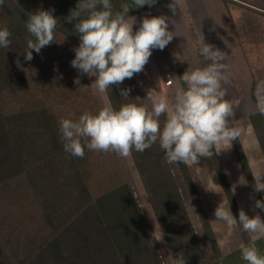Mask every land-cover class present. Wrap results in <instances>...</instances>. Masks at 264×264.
I'll return each instance as SVG.
<instances>
[{
	"label": "rangeland",
	"instance_id": "374dc122",
	"mask_svg": "<svg viewBox=\"0 0 264 264\" xmlns=\"http://www.w3.org/2000/svg\"><path fill=\"white\" fill-rule=\"evenodd\" d=\"M170 3L172 0L132 15L136 17L134 31L139 28L143 17L165 15L170 18L169 31H176L180 35L175 36L164 50H153L144 71L134 75L142 102L148 103L145 99L149 90L153 94L167 93L170 88L168 79L176 77L178 80L189 67L187 61L193 66L198 63L201 67L209 63L198 55L202 35L205 43L228 54L227 62L233 72L228 98L240 101L231 122L234 127L243 129L239 140L254 178V175L264 172V163L259 157L260 149L264 158V121L255 128L250 118L258 112L253 91L257 82L264 80V0H176L175 14L168 7ZM6 17L5 4L0 9V28ZM79 43L80 37L70 39L60 35L41 53L32 52L34 58L31 61H26L24 54H14L10 49L0 48V105L9 112L46 105L52 109L58 121L64 118L78 119L85 111L96 113L105 100L93 90L95 77L82 75L71 66L75 58L73 49ZM17 58L22 67H17ZM77 79L79 82H76ZM107 102L113 105L109 90ZM163 121L162 116L161 123ZM218 156L237 205L236 194H240L245 203L250 198V204L244 207L245 213L250 218L259 214L264 219V210L255 207L256 200L264 201V191H255V180L252 184L249 174L242 168L233 142L229 149L221 150ZM69 163L70 157H62L61 167L57 169L63 173L70 172ZM79 165L86 177L88 191L94 196L124 181L130 184L140 211L149 219L151 239L160 263L175 264L179 258L161 230L151 193L134 156L122 159L111 152H94L85 148V156ZM49 166L43 165L28 175L17 176L0 189V255L4 264H19L51 236L58 221L51 213L55 200L43 195V177L49 175ZM189 169L199 199L186 189L183 193L186 216L203 252L201 262L210 264L217 256L240 248L247 240L251 242L250 234L244 232L239 224L229 228L225 222L216 220L214 211L220 203L229 206L233 216H236L212 158L201 157L199 163ZM61 187L62 196H66L68 186L63 184ZM67 198L63 197V200ZM202 211L207 216L218 246H215L205 228ZM181 229L186 232V219L180 223Z\"/></svg>",
	"mask_w": 264,
	"mask_h": 264
},
{
	"label": "clouds",
	"instance_id": "9594fccd",
	"mask_svg": "<svg viewBox=\"0 0 264 264\" xmlns=\"http://www.w3.org/2000/svg\"><path fill=\"white\" fill-rule=\"evenodd\" d=\"M155 2L132 0L131 5L124 3L121 10L114 11L111 0H78L76 10L67 17L68 22L76 21L75 31L80 37L79 46L73 49L75 58L71 66L82 75L95 77L93 90L105 100L96 113L85 111L78 119L59 121L63 150L72 157L84 158L87 148L127 159L133 151L143 153L158 143L165 152L166 163L194 167L201 157L212 158L241 137L243 129L230 124L240 101L228 98V86L233 79L228 54L205 43L202 35L198 55L209 63L193 66L186 60L189 67L183 75L178 80L168 79L167 93L153 94L149 90L145 99L148 103H125L118 110L107 102L112 85L119 87L126 79L143 72L153 50H164L175 36H180L176 31H169L170 18L165 15L145 16L139 28L133 30L136 17L128 15L130 9L152 6ZM4 5L5 0H0V9ZM168 7L175 14L176 0ZM53 11L38 10L25 21L26 61L34 58L31 50L39 54L42 48L56 41L59 21ZM11 35L7 27L0 28V48L10 47ZM16 64L22 67L19 58ZM130 92L131 89H120V96L127 99ZM254 97L256 110L264 115V80L257 82ZM262 173L254 175L257 192L264 191ZM255 207L264 210V201L256 200ZM214 216L229 228L239 224L250 234L251 243L241 245L240 249L245 264H264V254L255 244L264 238V219L259 214L250 218L241 209L237 221L229 206L220 203ZM175 264H184V259H177Z\"/></svg>",
	"mask_w": 264,
	"mask_h": 264
},
{
	"label": "trees",
	"instance_id": "16d2710c",
	"mask_svg": "<svg viewBox=\"0 0 264 264\" xmlns=\"http://www.w3.org/2000/svg\"><path fill=\"white\" fill-rule=\"evenodd\" d=\"M165 1L169 0H156L152 6L131 8L128 15L143 12ZM111 2L114 11L121 10L124 3L132 4V0ZM77 3L78 0H5L7 17L1 28L7 27L12 35L9 38L10 47L3 50L10 49L14 54L26 55L28 33L25 21L38 10H54L52 14L59 21L56 38L60 35L70 39L79 37L75 31L76 21L67 20L70 12L76 10ZM120 89H131L127 99L120 96ZM109 93L117 110L125 103L144 104L134 77L126 79L119 87L112 85ZM252 97L255 100L254 91ZM250 118L255 128L264 121V115L258 112ZM230 124L233 126L231 120ZM233 145L242 168L254 184L240 140L233 141ZM132 155L151 193L161 230L177 258H183L184 264H202L203 252L184 205L183 193L186 189L199 199L189 167L182 163H166L165 152L158 143L143 153L133 151ZM62 157H70V172L63 173L57 169L61 167ZM81 160L64 152L59 121L50 107L42 105L9 112L0 105V189L11 179L28 175L50 163L49 175L43 177V195L55 200L51 213L58 220L51 236L19 264H161L151 239L149 219L140 211L130 184L124 181L94 196L88 191L86 177L79 165ZM212 161L239 220L240 210L218 154H214ZM63 184L68 186L66 196H62ZM63 197L68 198L63 200ZM185 219L187 230L183 232L180 223ZM202 220L215 246H218L203 211ZM249 243L247 240L245 245ZM255 244L264 254V238L256 240ZM240 249L219 255L210 264H220L221 257L223 264H245ZM0 264H4L1 255Z\"/></svg>",
	"mask_w": 264,
	"mask_h": 264
},
{
	"label": "crops",
	"instance_id": "0c3cea01",
	"mask_svg": "<svg viewBox=\"0 0 264 264\" xmlns=\"http://www.w3.org/2000/svg\"><path fill=\"white\" fill-rule=\"evenodd\" d=\"M259 157H261L262 162L264 163L263 152L260 149H259ZM226 171H227V169H226ZM232 188H233V186H232ZM244 195H246V193ZM247 196H248V194H247ZM236 197H237V201H238V205H239L240 210L241 209L244 210L245 205L250 204V203H248V201H250V198H249V200H247V203H245V201L242 198H240L241 197L240 194L239 195L236 194ZM245 199H247V198H245Z\"/></svg>",
	"mask_w": 264,
	"mask_h": 264
}]
</instances>
